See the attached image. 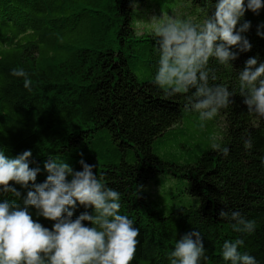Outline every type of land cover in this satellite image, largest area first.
<instances>
[{
	"label": "trees",
	"instance_id": "trees-1",
	"mask_svg": "<svg viewBox=\"0 0 264 264\" xmlns=\"http://www.w3.org/2000/svg\"><path fill=\"white\" fill-rule=\"evenodd\" d=\"M215 3L0 0V151L15 157L31 149L29 166L41 169L37 183L47 177L49 154L74 170H82L81 158L97 165L98 177L121 193L120 214L140 230L132 264H170L176 241L191 231L201 233L206 249L201 264H230L223 243L238 238L245 240L240 251L264 264V118L249 114L237 94L234 105L201 127L183 96L164 99L151 83L159 51L151 31L138 27L156 16L202 23ZM245 20L251 50L240 52L233 67L210 59L218 77L210 83L238 91L246 60L264 62V37L256 34L264 8L259 15L247 11L239 24ZM13 68L29 74L31 91L10 74ZM249 136L253 147L246 150ZM213 142L227 146L228 156L212 150ZM10 183L22 205L28 189ZM4 199L15 197L0 193ZM222 209L254 219L256 231L234 232L233 221L220 218ZM84 211L92 213L78 206L73 219ZM30 212L52 228L53 221Z\"/></svg>",
	"mask_w": 264,
	"mask_h": 264
},
{
	"label": "clouds",
	"instance_id": "clouds-1",
	"mask_svg": "<svg viewBox=\"0 0 264 264\" xmlns=\"http://www.w3.org/2000/svg\"><path fill=\"white\" fill-rule=\"evenodd\" d=\"M262 8L264 0H216L214 12L202 23L174 16L159 20L151 32L159 51L151 83L162 91L164 99L183 96L185 111L197 112L201 127L222 109L234 105L237 94L249 114L264 118V62L258 63L256 57L246 60L238 74V91L210 83L218 77L209 66L210 59H214L224 67H233L240 52L251 50L252 44L243 35L250 30L251 22H239L247 11L259 15ZM262 29L264 23L257 25L256 34L264 37ZM233 47L239 51H233ZM10 74L22 78L24 88L32 90V81L24 69L13 68ZM210 147L225 157L229 154V148L221 143L213 142ZM244 147H253L250 136L244 140ZM31 156V149L15 157L0 151V193L15 197L0 201V264H132L140 230L133 219L120 214L121 193L108 187L103 174L98 177L93 171L97 165L81 158L82 170H74L49 154L44 162L47 177L37 183L41 169L29 166ZM10 182L28 189L22 205L18 203L22 193ZM78 206L91 208L92 213L84 211L73 219ZM31 208L36 209L37 216L53 221L52 228L34 220ZM219 216L233 221L234 232L251 235L256 231V221L239 211L222 209ZM244 244L243 238L226 240L223 260L257 264L254 256L240 251ZM206 259L199 231L185 233L169 254L170 264H201Z\"/></svg>",
	"mask_w": 264,
	"mask_h": 264
},
{
	"label": "rangeland",
	"instance_id": "rangeland-1",
	"mask_svg": "<svg viewBox=\"0 0 264 264\" xmlns=\"http://www.w3.org/2000/svg\"><path fill=\"white\" fill-rule=\"evenodd\" d=\"M151 1L158 2V3L163 4L165 6H168V7L169 6L175 7V6H178V4H180V0H151ZM163 11H164V9H163ZM161 19L162 18L156 16V18H154V19L142 20L138 26L139 31L144 32L146 29L147 31L152 32L155 23H157Z\"/></svg>",
	"mask_w": 264,
	"mask_h": 264
}]
</instances>
